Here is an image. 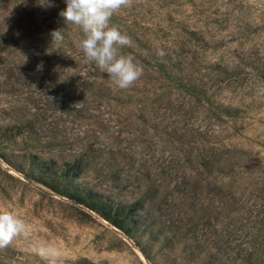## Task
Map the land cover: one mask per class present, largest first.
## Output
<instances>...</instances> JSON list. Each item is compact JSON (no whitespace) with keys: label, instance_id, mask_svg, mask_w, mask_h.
Here are the masks:
<instances>
[{"label":"rangeland","instance_id":"rangeland-1","mask_svg":"<svg viewBox=\"0 0 264 264\" xmlns=\"http://www.w3.org/2000/svg\"><path fill=\"white\" fill-rule=\"evenodd\" d=\"M65 9L0 0V212L28 226L0 264H264V0H130L109 22L143 66L128 89L97 77ZM148 50L188 52L178 80ZM59 180L114 219L133 208L130 230Z\"/></svg>","mask_w":264,"mask_h":264},{"label":"clouds","instance_id":"clouds-1","mask_svg":"<svg viewBox=\"0 0 264 264\" xmlns=\"http://www.w3.org/2000/svg\"><path fill=\"white\" fill-rule=\"evenodd\" d=\"M66 9L59 15L65 23L82 29L79 47L87 61L94 62L120 89L133 86L143 75V66L131 54L122 55L120 49L131 47V38L109 22L114 13L130 5V0H65ZM48 6H53L50 2ZM53 40L62 41L61 29L53 30ZM25 221L11 211L0 212V248H6L21 235L27 236ZM40 254L49 249L41 246ZM52 255L58 256V252Z\"/></svg>","mask_w":264,"mask_h":264},{"label":"trees","instance_id":"trees-1","mask_svg":"<svg viewBox=\"0 0 264 264\" xmlns=\"http://www.w3.org/2000/svg\"><path fill=\"white\" fill-rule=\"evenodd\" d=\"M61 18V16H60ZM80 40V39H79ZM79 43V41L77 42ZM148 55H151L154 59H156V63H157V68L158 70L163 74V77L170 79L171 81L174 80H178V73L182 70V68H186V67H182V65L178 66V62L182 61H188L189 60V53L188 52H175L173 51L172 53H160L157 51H153L150 52L149 50L147 51ZM155 53V54H154ZM137 58H140V60H144L141 57L137 56ZM179 60V61H178ZM161 61V62H160ZM160 62V63H159ZM149 63V62H148ZM97 77H99V75L103 76V73L99 68L97 69ZM107 77V76H106ZM98 80L93 78L90 79V81H85L86 86H83L84 88H86L89 91H92L93 93L100 95L101 97H107V93H112V90L109 91H105L104 88H102L101 86H103L105 83L103 82H97ZM109 84H111L112 86H114L115 88H119L114 82H109ZM178 85L181 86L182 88L188 90L186 87L190 88V85L188 84H183L182 81H178ZM80 86V85H79ZM193 90V94L194 95H198L201 96L203 95L201 92H199L196 87L192 88ZM227 113V112H226ZM65 178V177H64ZM67 178V176H66ZM56 182V181H55ZM53 190L59 192V193H69V191L71 189H67V188H61L60 185V180L57 181V183H52L49 185ZM74 188V187H73ZM77 192L78 193H69L70 197L73 198L75 201H77L78 203H81L83 205H86L87 207H89L92 210H95L99 213H101L106 219L108 220H112V222L120 229L124 230V231H129L130 227L128 224V219L130 218V215L134 212L133 208H129L127 210H123V217H118V219H114L113 215L103 211L99 206V204L97 203V198L93 195H91L90 193L86 194L83 189L81 187L78 186ZM80 192V193H79ZM84 192V195L83 193Z\"/></svg>","mask_w":264,"mask_h":264}]
</instances>
